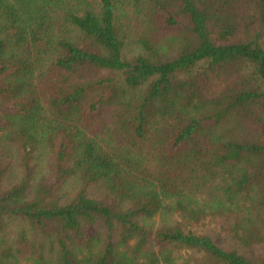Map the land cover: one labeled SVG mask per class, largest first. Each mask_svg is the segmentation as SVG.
Returning a JSON list of instances; mask_svg holds the SVG:
<instances>
[{
  "label": "trees",
  "instance_id": "trees-1",
  "mask_svg": "<svg viewBox=\"0 0 264 264\" xmlns=\"http://www.w3.org/2000/svg\"><path fill=\"white\" fill-rule=\"evenodd\" d=\"M37 249L264 264V0H0V264Z\"/></svg>",
  "mask_w": 264,
  "mask_h": 264
},
{
  "label": "rangeland",
  "instance_id": "rangeland-1",
  "mask_svg": "<svg viewBox=\"0 0 264 264\" xmlns=\"http://www.w3.org/2000/svg\"><path fill=\"white\" fill-rule=\"evenodd\" d=\"M130 52H133V53L136 52L134 45H130ZM155 224H157V222H155ZM38 253H41V252L40 250L37 249L35 256H33L32 254H28V255H23L21 257H18L17 262L15 264H34L35 259H37Z\"/></svg>",
  "mask_w": 264,
  "mask_h": 264
}]
</instances>
